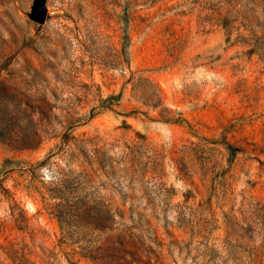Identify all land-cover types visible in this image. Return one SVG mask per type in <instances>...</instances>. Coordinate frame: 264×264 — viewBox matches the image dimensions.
Masks as SVG:
<instances>
[{"label":"rangeland","instance_id":"1","mask_svg":"<svg viewBox=\"0 0 264 264\" xmlns=\"http://www.w3.org/2000/svg\"><path fill=\"white\" fill-rule=\"evenodd\" d=\"M0 264H264V0H0Z\"/></svg>","mask_w":264,"mask_h":264},{"label":"water","instance_id":"2","mask_svg":"<svg viewBox=\"0 0 264 264\" xmlns=\"http://www.w3.org/2000/svg\"><path fill=\"white\" fill-rule=\"evenodd\" d=\"M45 17V9L44 7H41V9L37 12V18L39 20H42Z\"/></svg>","mask_w":264,"mask_h":264}]
</instances>
